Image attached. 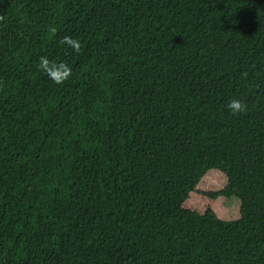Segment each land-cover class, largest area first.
<instances>
[{
    "label": "trees",
    "instance_id": "1",
    "mask_svg": "<svg viewBox=\"0 0 264 264\" xmlns=\"http://www.w3.org/2000/svg\"><path fill=\"white\" fill-rule=\"evenodd\" d=\"M0 264H264V0H0Z\"/></svg>",
    "mask_w": 264,
    "mask_h": 264
},
{
    "label": "clouds",
    "instance_id": "2",
    "mask_svg": "<svg viewBox=\"0 0 264 264\" xmlns=\"http://www.w3.org/2000/svg\"><path fill=\"white\" fill-rule=\"evenodd\" d=\"M65 42L73 44L75 48L78 50L79 48L78 43L74 41H70L68 37H65ZM59 67L62 71L57 72V73L51 72L49 70V60L46 57H42L40 64H39V68L43 71H48L49 75L55 79L56 83H62L64 79H67L71 70L63 64H61ZM228 107L232 111L233 114L240 113L246 110V105L239 99L232 100L229 103Z\"/></svg>",
    "mask_w": 264,
    "mask_h": 264
},
{
    "label": "rangeland",
    "instance_id": "3",
    "mask_svg": "<svg viewBox=\"0 0 264 264\" xmlns=\"http://www.w3.org/2000/svg\"><path fill=\"white\" fill-rule=\"evenodd\" d=\"M218 177L217 175L215 178ZM241 200L237 196H220L213 203V209L219 218L224 220H235L240 217Z\"/></svg>",
    "mask_w": 264,
    "mask_h": 264
}]
</instances>
